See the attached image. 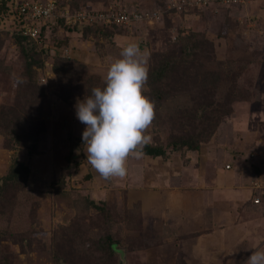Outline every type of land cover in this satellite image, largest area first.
Here are the masks:
<instances>
[{"label": "rangeland", "instance_id": "obj_1", "mask_svg": "<svg viewBox=\"0 0 264 264\" xmlns=\"http://www.w3.org/2000/svg\"><path fill=\"white\" fill-rule=\"evenodd\" d=\"M11 1L0 0V113L26 125L14 148L0 134V178L14 157L30 174L24 190L0 198V264H246L255 249L264 248V179L254 171L255 163H262L255 154L264 149V0L239 7L214 0H64L66 7L43 24L41 43L24 42L34 52L31 69L15 40L23 21ZM70 9L160 10L161 17L152 25L88 30L74 24L77 11ZM199 36L211 43L212 60L239 64L235 90L222 82L205 88L202 69L184 62L193 57L185 60L190 40ZM129 41L147 51L149 66L175 57L176 71L186 68L190 75L185 85L180 81L184 90H193L191 96L201 102L222 97L231 112L199 150L174 151L170 136L189 128L180 126L170 109L175 98L182 104L191 96L172 95L162 108L155 106L147 130L151 143L167 155L130 159L126 177L104 179L87 162L86 125L63 99L70 86L55 72V61L82 62L104 81L120 46ZM33 137L34 152L28 148ZM227 163L233 174L245 170L249 177L236 185L226 173L221 183V166ZM255 196L260 203L253 202ZM88 200L105 202L113 218H99ZM108 236L122 250L116 261L101 259Z\"/></svg>", "mask_w": 264, "mask_h": 264}, {"label": "trees", "instance_id": "obj_2", "mask_svg": "<svg viewBox=\"0 0 264 264\" xmlns=\"http://www.w3.org/2000/svg\"><path fill=\"white\" fill-rule=\"evenodd\" d=\"M65 4L66 2L64 0H59L58 11L65 8ZM227 5L239 7L241 6V3H232ZM70 10L77 11L78 9ZM124 10L127 13H132L134 11H144L143 9ZM62 17L66 21L65 17ZM53 20L54 18L49 20L48 23L52 22ZM44 25H39L40 37H42L44 34ZM85 27L88 30H111L127 28L116 24L108 25L103 23L85 24ZM86 34H88V32ZM27 38L28 37L24 36L23 34L15 35V40L27 59L28 68L31 69L33 67L31 60L34 52L31 53V51L28 52L26 50L24 42ZM190 43L191 47L186 52L185 60L191 55H193V57L190 61L184 62L190 63L191 65H196L198 68H200V70L202 69L204 74L203 86L207 89H210V87H216L222 82L223 84H228V87L233 86L235 90V88H237L236 83L239 81L240 77V74L238 73L241 71V69H239L236 73H234V71L239 68V64L234 65L231 62L225 63L222 60H212L211 53L213 50L211 48V43L208 41V43L205 44L200 36L191 39ZM202 43L204 45H202ZM200 45L201 47L204 46L203 50L201 51V53L203 52V58L201 60L198 59V53H200L198 50L200 49ZM55 62V72H57V74L70 86L69 89H65L63 99H66V101L74 106V108L78 99L83 100L87 94H91L92 88L104 86V81L101 79V77L97 74L91 73L88 69V66L82 62L73 60L69 57H57ZM178 62L179 61H177L175 57L169 56L168 58L157 59L152 65L149 66V79L147 81L149 90L145 92V95L149 96L150 99L154 101L157 109L158 107L162 108V106H165V104L174 94H179L181 96H191V94L194 93L193 90H184L183 87L190 75L186 68L183 69L182 74L176 71ZM180 81L184 84L183 87ZM200 89L203 88L200 87ZM74 90L77 91L74 92ZM180 100L178 101L180 102ZM222 100V97L221 99L217 98L216 100L215 98H210L204 102H201V100L197 101L193 96H191L190 99H184V101L187 103L178 104V101L176 102L175 98V107H171L173 109L170 110H174V112H176L175 121L180 126L186 125L189 130L186 133L183 132L170 136L168 145L172 147L174 151H181L183 149L192 151L199 150L204 139L214 133L219 125V122L221 121V118L231 112V107L225 106ZM3 117L4 114L0 113V134H3L6 145L9 148H14L20 143L19 132L23 129L26 123L22 119L17 121L15 119L9 118L6 120L3 119ZM32 124L35 126L34 132L37 133V123L33 122ZM37 144L38 140L36 137H33L28 143V148L34 152L37 150ZM144 153L145 155L152 157H165L167 155L163 146L152 143L144 147ZM254 171L257 173V175H260L261 164L259 165V163H255ZM29 174V166L26 163L20 161L17 157H14L6 174L0 178V198L5 196L7 193L17 194L24 190L27 186ZM87 202L88 206L90 208L92 207L96 211L99 218L103 220H111V218H113L112 211L105 202H97L94 200H88ZM112 237L108 236L102 242L103 249L101 248L100 251H105L101 254L102 261H104L107 256L111 257L115 261L118 260L119 256L121 257L122 250L119 248V245L114 237ZM22 241L23 243L25 242V240ZM55 254L57 257L60 255L59 253Z\"/></svg>", "mask_w": 264, "mask_h": 264}, {"label": "clouds", "instance_id": "obj_3", "mask_svg": "<svg viewBox=\"0 0 264 264\" xmlns=\"http://www.w3.org/2000/svg\"><path fill=\"white\" fill-rule=\"evenodd\" d=\"M149 71L147 51L126 42L109 65L104 86L77 100L76 116L86 125L82 140L87 162L104 179L126 177L129 160L142 159L152 141L147 130L156 113L154 101L145 95ZM246 264H264V248L255 249Z\"/></svg>", "mask_w": 264, "mask_h": 264}, {"label": "built area", "instance_id": "obj_4", "mask_svg": "<svg viewBox=\"0 0 264 264\" xmlns=\"http://www.w3.org/2000/svg\"><path fill=\"white\" fill-rule=\"evenodd\" d=\"M212 0H193L189 3L207 4ZM221 4L232 3H245L247 0H214ZM59 0H12L11 7L23 21L22 34L28 38H32L41 43V37L39 36V25L48 23L49 20L56 17L58 12ZM65 16V14L63 15ZM161 17L160 10L152 11H134L127 13L125 10H88L77 11L73 14L74 24H116L124 27L139 26L142 24H154ZM256 157L260 159L261 163V177L264 178V149L259 150ZM232 166L230 163L225 165V168L230 169ZM261 198L255 196L253 198L254 203H260Z\"/></svg>", "mask_w": 264, "mask_h": 264}, {"label": "crops", "instance_id": "obj_5", "mask_svg": "<svg viewBox=\"0 0 264 264\" xmlns=\"http://www.w3.org/2000/svg\"><path fill=\"white\" fill-rule=\"evenodd\" d=\"M234 169V168H233ZM237 170V171H236ZM234 174L230 171V170H227V168H225V165L224 166H221V183H223L224 182V177H226V173H229L230 175H231V177H229V178H232L231 180H233L234 182H236V185L240 182V180L242 179H246V178H248L249 177V175H248V173H246V171L245 170H240L239 171V169H234ZM251 174H252V172H251ZM257 176H259V177H261V175H257ZM262 178V177H261ZM264 179V178H263ZM232 181V182H233ZM226 182V181H225ZM222 186V185H221ZM223 192V190H222V188H221V193ZM253 196L251 195V198H252ZM210 197L208 196V199H209ZM172 210V209H171ZM173 211V210H172ZM174 212V211H173Z\"/></svg>", "mask_w": 264, "mask_h": 264}]
</instances>
